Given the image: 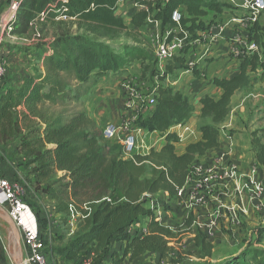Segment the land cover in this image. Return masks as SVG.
I'll use <instances>...</instances> for the list:
<instances>
[{
    "label": "trees",
    "instance_id": "1",
    "mask_svg": "<svg viewBox=\"0 0 264 264\" xmlns=\"http://www.w3.org/2000/svg\"><path fill=\"white\" fill-rule=\"evenodd\" d=\"M121 1L127 0L20 1L13 34H33L35 26L41 24V29L35 32L44 39L47 25L56 30L52 39H46L34 50L37 57L42 56L43 72L39 75L31 72L21 86L9 82L4 86L0 95V145L18 137V153H27L32 159L35 193L50 194L57 201L56 212L64 215L68 223L71 204L84 216L79 231L65 245L53 247L54 253L77 256L94 250V264H101L109 256V264H124L145 252H156L162 264L171 255V244L180 232L162 224L154 207L147 204V197L164 192L175 201L186 187L194 164L220 146V128L232 111L234 95L251 85L252 75L259 68L264 70V25L253 23L249 40L259 50L244 58L239 73L231 78H213V85L221 89L220 95L201 97V139L189 142L185 151L178 153V135L169 129L189 121L195 105L180 90L160 85L154 92V106L148 107L147 115H140L136 124L164 134L166 142L147 154L136 153L126 158L122 148L115 152L109 146L97 121L87 111L65 113L68 106L62 103L69 98L72 83H87L92 77L99 79L108 73H120L136 62L144 71H150L153 78L164 81L187 67V55L199 39V32L215 23L214 19L208 23L204 18L209 13L222 14L232 9L233 4L224 0H167L162 4L158 0H133L142 9L132 15L128 24L116 14ZM175 10L182 15L179 24L172 19ZM149 18L163 27L179 30L177 34L171 32L167 41L186 38L181 51L167 62L163 72L155 50L143 45L136 36L134 44L124 45L123 52L112 44L123 33L131 35V29L142 27ZM74 25L76 28L72 29ZM252 144L256 162L264 166V136H254ZM59 172L64 175L56 178ZM66 179L68 182L59 191L55 184ZM193 219L190 214L187 225L191 233ZM142 222H148L144 230L130 231ZM258 231L257 242L261 243L264 228ZM114 241L122 243V253L112 250ZM194 241L203 258H214L215 246L205 233L198 230ZM43 243L47 248V238ZM202 264H264V249L249 248L222 262L206 260Z\"/></svg>",
    "mask_w": 264,
    "mask_h": 264
},
{
    "label": "rangeland",
    "instance_id": "2",
    "mask_svg": "<svg viewBox=\"0 0 264 264\" xmlns=\"http://www.w3.org/2000/svg\"><path fill=\"white\" fill-rule=\"evenodd\" d=\"M11 1V0H10ZM18 1V0H17ZM161 4L166 0H158ZM230 2V1H229ZM235 4V2H231ZM240 5L242 6V0ZM142 9V7L133 0H127L119 2L116 8V14L119 17H123L124 20L129 24L131 17L137 11ZM244 14L248 15L245 8ZM212 13H209L204 19L209 23L211 22ZM153 21V20H152ZM148 20V22L139 28L131 29L130 33H123L120 38L112 41L114 48L118 52H123V47L125 44H134L136 36L139 42L149 48L155 50L158 42H163L168 39L169 32L177 34L179 31L177 28L171 26H162L161 23L155 24ZM257 22L264 25V11L258 16ZM60 28L59 26H55ZM75 25L72 29H75ZM36 29H41V24L35 26ZM246 29L251 32L253 29L252 24H246ZM55 28L47 25L45 28V33L47 38L42 39L34 31L33 34H17V33H7L0 31V46L9 45L4 47L1 51L3 52V59L7 65V73L2 79L1 84L5 86L13 76L17 74L26 73L28 70H32L34 74L39 75L43 72L41 67V58L35 55L34 50H37V46L45 42L47 39H52V34L55 32ZM60 30V29H59ZM13 36V39L10 38ZM250 34L247 36L248 41ZM264 39V38H263ZM5 42V43H4ZM9 43V44H8ZM196 43V42H194ZM29 51V52H27ZM192 51V50H191ZM195 52H190L187 55L188 61H194ZM168 62V61H167ZM167 62L164 64H167ZM187 66V65H186ZM160 69V68H159ZM195 71L200 72L199 75L194 73ZM161 72H163L160 69ZM180 72V70H178ZM181 71H189L188 67L181 69ZM189 75L190 78H187ZM252 78V85L250 88L246 89L242 94L243 96L238 100L242 101L245 97L244 108H238L232 105L233 117L230 118V122L233 124L232 127L226 126L220 128V134L225 135V137H234L233 142V156L232 159L236 160L242 165L243 169L248 170L256 167L258 169V177L263 180L264 184V166H260L256 159L253 157V137L256 135L264 136V70L259 68L256 73H254ZM201 71L198 69H193L189 71V74L181 76L177 71L170 74L168 78L164 81H160L157 77H152L150 71H144L143 67L138 63H134L129 66L125 71L120 73H108L103 78L92 77V79L87 83H77L76 81L72 83L71 91L69 92V98H67L62 105L68 106L65 113L71 114L81 110H85L88 114L93 117L100 129L103 131L109 124H119L122 121V117L126 113L125 101L129 95L128 92L135 94H144L146 96L160 85H172L175 80H180L179 83L174 84L175 90H180L185 95H187L192 103L194 104L195 99L193 97V91L198 94L203 92H212L209 87L201 86L198 82V87L192 89V85L195 81L200 80ZM197 79V80H196ZM193 82V83H192ZM13 86V84H11ZM22 85V84H21ZM20 85V86H21ZM202 89H200L201 87ZM18 86V85H17ZM195 93V94H196ZM244 94H246L244 96ZM147 109L141 110L140 115L145 117L147 115ZM242 109V113L237 114ZM62 110V109H59ZM230 113V114H231ZM194 120L192 125L195 128H199L201 124V119L198 114L194 112ZM140 117V116H139ZM139 119V118H138ZM238 128H237V127ZM137 124L134 128H137ZM141 132L137 133V140L142 144V146L136 151V153L147 154L152 148L159 149L163 144H165V135L159 132H150L146 129L141 128ZM191 141V140H190ZM109 146L116 152L122 148V138H117L114 140L107 139ZM193 142V141H191ZM189 142L177 143V151H181ZM230 144V142H229ZM228 144V145H229ZM227 145V146H228ZM5 149V146H0V153ZM229 149V148H228ZM121 151V150H120ZM18 152V150H17ZM27 154V153H25ZM21 155V164L26 165L29 157L27 155ZM232 155V154H231ZM11 156V155H8ZM7 157L0 159V163H5ZM32 168V167H31ZM64 175L63 172H59L56 178H61ZM68 182V179L56 183V188L60 191L62 186ZM35 185V184H34ZM217 194H208L207 204L200 206L195 209L194 213L191 211L190 207L186 208L180 201L169 199L168 195L164 192H159L157 194L147 197V204L154 207V211L158 216V219L164 225L171 226L173 229H178L180 232L179 238L174 240L171 244V255L163 260L162 264H202L206 260L212 263L222 262L224 259L230 256L240 255L246 249L252 248H262L264 249V237L261 243H258V230L264 228V193L259 197H250L246 201L248 213H243L241 211H236L231 206L237 200L234 193V188H226L224 186L218 185ZM35 188V187H34ZM219 189H222L219 191ZM37 198L29 200L33 202L35 206L31 205L32 209L35 211L39 225L43 228V239L47 238L49 245L47 249V255L51 264H79L81 262L83 254L90 256L94 264V250L89 252H82L77 254L62 256L58 253L52 251L53 247H59L66 244V242L72 237L71 224L66 219H63L64 215L56 212L57 201L53 200L50 194L39 191L36 194ZM38 202V203H37ZM224 207H221V203ZM55 203V206H54ZM261 204V205H260ZM54 206V207H53ZM229 206V207H228ZM36 207L40 210L38 213ZM207 207V208H206ZM193 208V207H192ZM207 210V212L204 210ZM220 210V217L218 218L217 226L212 232L203 233L206 234L208 240L212 242L215 246V255L212 259L203 258L202 251L198 248L194 241V235L197 232L196 226H192L193 233L188 231L187 221L189 220L190 214L196 218L199 222H209V213L214 212L216 209ZM213 209H215L213 211ZM204 210V217L199 214L196 215V211ZM60 214V215H59ZM195 214V215H194ZM52 223L53 230L47 232L48 225ZM148 222H142L139 225L130 228L131 232H140L144 230ZM81 224H77L76 229L79 228ZM194 225V219H193ZM113 251H118L122 253L123 245L119 242L114 241L112 245ZM85 256V257H87ZM157 253H147L146 258L142 259L139 264H159ZM175 261V262H174ZM110 256L106 257L101 264H109Z\"/></svg>",
    "mask_w": 264,
    "mask_h": 264
},
{
    "label": "built area",
    "instance_id": "3",
    "mask_svg": "<svg viewBox=\"0 0 264 264\" xmlns=\"http://www.w3.org/2000/svg\"><path fill=\"white\" fill-rule=\"evenodd\" d=\"M224 1L235 2V0ZM19 4L20 2L15 0L11 4L10 12L4 18L0 16L1 33L13 32ZM242 7L247 10L248 15L240 19H233V21L240 20L242 23L252 24L257 21L259 14L264 11V0H242ZM41 16L44 17L45 14L42 13ZM181 16V12L175 10L172 19L179 24ZM149 20L152 21V18H149ZM152 22L157 25L159 24V21L153 20ZM185 41L186 38H174L171 41L165 40L157 43L155 52L159 61L158 66L162 71L164 70V64L181 51ZM249 49L253 52L259 50L257 44L254 42L250 43ZM186 65L189 71H191L195 68L196 63L194 61H187ZM6 71L7 65L3 57L0 56V84L7 73ZM155 89L148 96L132 93L133 90L128 92L129 95L125 101L126 113L122 117V121L119 124H109L103 130V135L106 139L114 140L122 138V154L126 158L133 157L136 151L142 146L137 140L136 135V132L140 133L142 130L139 127L134 128V125L142 109L154 106L156 102L154 95ZM169 131L178 135L179 143H185L196 141L200 130L195 128L189 121H186L173 125ZM232 149L233 143L230 141L227 149L213 161L196 162L192 168L186 187L180 190L176 200L180 201L186 208L190 207L193 209L191 211L194 213L195 209L207 204L208 194H217V187H220L218 185L224 186V190H226L225 187H233L234 193L232 194H235L237 200L230 208L247 214V199L253 196L261 198L264 193V184L263 180H260L258 177V169L256 167L244 170L241 164L232 159ZM30 193L31 187L29 183L25 180L13 181L8 178L4 172L3 165L0 163V203H6L8 205L9 217L22 233L27 244L25 255L20 260V263L51 264L47 255L46 246L43 243V228L39 225L37 215L28 202ZM220 204L221 207H224L222 202ZM84 209H87V207L84 206ZM70 212L69 222L71 224V232L74 234L79 231L80 226L77 229L75 227H77V224H81L84 216L76 212L73 204L70 205ZM219 217L220 210L217 208L214 212L209 213L210 220L208 223L199 222L194 217L193 227L196 226L198 230L206 231L205 233L208 231L212 232L217 226ZM52 230L53 225L50 223L47 232ZM85 256L87 255L82 256L79 264H92L91 257ZM0 264L16 263L0 262Z\"/></svg>",
    "mask_w": 264,
    "mask_h": 264
},
{
    "label": "crops",
    "instance_id": "4",
    "mask_svg": "<svg viewBox=\"0 0 264 264\" xmlns=\"http://www.w3.org/2000/svg\"><path fill=\"white\" fill-rule=\"evenodd\" d=\"M15 0H0V16L5 17L10 12L11 4ZM19 2L21 0H18ZM236 3L233 4V8L224 11L222 14L215 16L212 14V19H214L215 23L207 28L204 31L199 32V39H197L193 43V48L191 52H195L194 60L196 63V67L199 71H201V78L200 80L195 81L192 85V89L198 87V82L201 86L209 87L214 93L203 92L201 94L194 93L192 94L195 102V114L200 115L202 104L200 99L204 95H211L213 97H218L221 93V89L215 87L213 85V78L214 77H222V78H231L239 73L240 71V64L244 60L246 56L251 54V50L249 49L250 42L247 39V36L250 32L246 29V24L242 23L240 20L236 22L233 19H240L242 17L247 16L244 14V10L240 5L241 0H235ZM13 39V36H10ZM5 43V42H4ZM9 44V43H8ZM8 47L11 49L9 45H2L0 46V55L3 56V52H1L4 47ZM32 70H28V74L21 73L13 76L12 80L9 81V84H13V86H20L24 78L29 76ZM178 74L180 73L181 76L185 74H189V71H177ZM187 78H190L189 75H186ZM192 78V77H191ZM190 78V79H191ZM180 80H175L172 85L179 83ZM193 83V82H192ZM199 85V86H200ZM252 85V83H251ZM250 85V86H251ZM200 86V87H201ZM3 84H0V95L4 92ZM250 88V87H248ZM245 88L242 91L237 92L232 100V105L234 106L235 103L238 108H244L245 97L242 101H238L242 96L243 92L246 91ZM202 89V87L200 88ZM196 93V94H195ZM246 94H244L245 96ZM242 109L237 114L242 113ZM243 114V113H242ZM194 115L190 118L189 122L193 123ZM233 117V113H231L223 124L222 127H232L233 124L230 122V118ZM237 127V126H236ZM238 128V127H237ZM199 130V128H197ZM202 134L199 131V135L197 140L201 139ZM234 137H225V135L219 136L220 146L214 148L207 152L205 156L201 158V162H211L215 158H217L223 151L227 149V145L229 142L234 141ZM196 140V141H197ZM18 137L11 139L7 144L0 145L5 146V149L0 153V159L2 160L3 156L7 157L5 159V163L3 162L4 172L8 178L13 181H20L25 180L29 183L31 187V193L29 196V200L36 199V193L33 188V181L35 178V172L32 170L33 164H31V158L27 161L26 165L21 164L20 156L24 155L25 153H18L17 147L19 145ZM232 142V143H233ZM186 146L178 153H183L185 151ZM253 157L255 158V152L253 151ZM11 155V156H8ZM28 156V154H25ZM32 167V168H31ZM0 201H1V194H0ZM54 202V200H51ZM38 203V202H37ZM55 206V203H54ZM53 206V207H54ZM207 208V207H206ZM207 212V210L204 208ZM204 210L201 212L196 211V215L199 214L201 217H204ZM60 215V214H59ZM195 215V214H194ZM205 218V217H204ZM11 218L8 214V205L6 203H0V262H18L22 259L25 255V249L27 244L25 239L20 232V230L10 224ZM12 221V220H11ZM14 223V222H13ZM121 245L122 243L119 242ZM147 253H156V252H145L141 257L129 261L126 260L124 264H139L142 259L146 258ZM158 254V253H157ZM158 260H160V255L158 254Z\"/></svg>",
    "mask_w": 264,
    "mask_h": 264
},
{
    "label": "water",
    "instance_id": "5",
    "mask_svg": "<svg viewBox=\"0 0 264 264\" xmlns=\"http://www.w3.org/2000/svg\"><path fill=\"white\" fill-rule=\"evenodd\" d=\"M10 224H11L12 226H14V223H13V221H11V220H10ZM15 263H16V264H21L20 261L15 262Z\"/></svg>",
    "mask_w": 264,
    "mask_h": 264
}]
</instances>
